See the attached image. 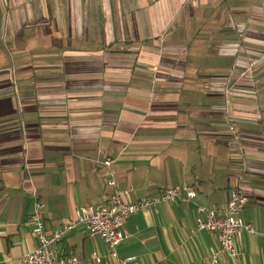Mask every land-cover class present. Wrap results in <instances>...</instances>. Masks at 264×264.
I'll return each mask as SVG.
<instances>
[{
  "label": "crops",
  "instance_id": "crops-1",
  "mask_svg": "<svg viewBox=\"0 0 264 264\" xmlns=\"http://www.w3.org/2000/svg\"><path fill=\"white\" fill-rule=\"evenodd\" d=\"M181 184L195 199L128 217L116 256L82 225L59 256L211 264L196 207L239 188L255 234L217 264H264V0H0V264L39 246L36 201L49 233L115 188Z\"/></svg>",
  "mask_w": 264,
  "mask_h": 264
},
{
  "label": "built area",
  "instance_id": "built-area-1",
  "mask_svg": "<svg viewBox=\"0 0 264 264\" xmlns=\"http://www.w3.org/2000/svg\"><path fill=\"white\" fill-rule=\"evenodd\" d=\"M111 164L112 161L109 159L104 161L107 168ZM110 184L114 185L113 180L110 181ZM132 191L131 187L124 190L115 188L106 203L86 206L77 212L73 221L61 223L49 233L45 230L41 216L44 205L41 201L34 202L29 220L32 225V234L38 239L39 246L23 255L20 258L21 264H79L76 258H61L57 252V245L77 225L85 227L89 238H97L102 241L110 251L109 256H116L117 246L125 239L121 226L128 217L145 210L157 212L161 204L176 201L191 202L197 193L193 185L181 184L165 189L156 196L140 198L131 202L129 197ZM247 203V195L236 188L230 192L228 202L220 216L204 206L196 207L198 214L205 215L204 220L197 219L198 230L214 233L219 243L218 250L209 252L211 264H217L222 256L236 262L239 258L236 241L242 232L249 235L255 234L253 225L243 222L241 218L242 210ZM92 258L95 262H100L97 255L93 254Z\"/></svg>",
  "mask_w": 264,
  "mask_h": 264
}]
</instances>
